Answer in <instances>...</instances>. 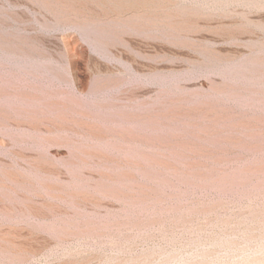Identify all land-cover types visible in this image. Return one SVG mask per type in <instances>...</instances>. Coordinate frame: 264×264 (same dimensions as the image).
<instances>
[{
    "label": "rangeland",
    "instance_id": "1",
    "mask_svg": "<svg viewBox=\"0 0 264 264\" xmlns=\"http://www.w3.org/2000/svg\"><path fill=\"white\" fill-rule=\"evenodd\" d=\"M67 1L0 0V264H264V0Z\"/></svg>",
    "mask_w": 264,
    "mask_h": 264
},
{
    "label": "bare ground",
    "instance_id": "2",
    "mask_svg": "<svg viewBox=\"0 0 264 264\" xmlns=\"http://www.w3.org/2000/svg\"><path fill=\"white\" fill-rule=\"evenodd\" d=\"M47 4H51L54 5L55 7H57V9L61 10V11H69L72 14L77 15L78 13H81V11L79 10L78 6L76 5L75 1L73 2H69L67 0H44ZM78 4V3H77ZM100 5L102 6V8L105 10L106 8L112 9L113 11H115L116 13V20L119 21L120 19V15L123 13L122 11L125 10L126 8L129 7H133L134 8H142V9H147L150 10L153 13H132V16L135 20V24H134V29H136V27L140 26L141 23H147L152 27H156L160 24V22H163V20L159 19V15L157 14V12L159 11L160 8V4L157 0H107L105 2L101 1ZM80 6V5H79ZM82 14V13H81ZM171 12H167L165 13V17L168 19L166 20L167 22V26L168 27H172L173 25L176 24L173 23L171 21ZM174 14V13H173ZM83 15V14H82ZM79 17V16H78ZM161 17V16H160ZM129 19V18H128ZM71 23H77L75 19H70L68 20ZM122 23H124L123 21H121ZM127 23V22H126ZM124 23V24H126ZM163 24V23H162ZM166 25V24H165ZM72 38V37H71ZM71 44L70 38H67L65 45L68 47ZM95 49V48H94ZM97 50V49H95ZM75 56H77L76 53L74 52H69L68 54V62H67V70L70 74V78L72 80V83L74 84L75 87H77L78 89H80V82L77 76V67H76V58ZM128 57V56H127ZM264 63V62H263ZM4 234V233H3ZM3 236V235H2ZM9 239V238H7ZM13 242V241H12Z\"/></svg>",
    "mask_w": 264,
    "mask_h": 264
}]
</instances>
